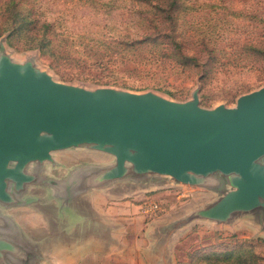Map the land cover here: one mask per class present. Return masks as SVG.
I'll return each mask as SVG.
<instances>
[{
	"label": "rangeland",
	"instance_id": "obj_1",
	"mask_svg": "<svg viewBox=\"0 0 264 264\" xmlns=\"http://www.w3.org/2000/svg\"><path fill=\"white\" fill-rule=\"evenodd\" d=\"M3 59L90 92L234 108L264 88V0H0ZM46 163L33 171H50ZM257 163L264 168V157ZM196 178L181 199L157 198L163 208L145 236L131 221L122 251L85 264H264V193L256 207L215 219L203 212L237 190L241 177ZM124 179L129 189L162 182ZM1 207L0 232L17 239ZM4 263L22 261L8 251Z\"/></svg>",
	"mask_w": 264,
	"mask_h": 264
},
{
	"label": "water",
	"instance_id": "obj_2",
	"mask_svg": "<svg viewBox=\"0 0 264 264\" xmlns=\"http://www.w3.org/2000/svg\"><path fill=\"white\" fill-rule=\"evenodd\" d=\"M82 145L116 157L110 178H124L134 171L168 175L194 185L196 176L239 174L238 189L203 212L225 219L235 208L256 207L264 193V168L257 163L264 157V88L241 96L234 108L210 110L197 102L90 92L3 59L1 205L14 203L15 194L33 181L29 165L47 166L55 151ZM2 218L7 219L4 214ZM11 247L0 237V255L11 252Z\"/></svg>",
	"mask_w": 264,
	"mask_h": 264
},
{
	"label": "crops",
	"instance_id": "obj_3",
	"mask_svg": "<svg viewBox=\"0 0 264 264\" xmlns=\"http://www.w3.org/2000/svg\"><path fill=\"white\" fill-rule=\"evenodd\" d=\"M72 158L85 165L76 166ZM49 163L50 171L41 175L33 168L45 163L29 165L33 181L15 194L14 203L1 207L17 239L2 232L0 237L14 246L8 250L22 264H85L91 258H107L111 252L122 251L131 221L143 225V236L148 233L153 214L163 208L158 199L166 194L181 199L187 193L185 184L171 176L134 171L124 178L149 176L162 182L126 188L127 179L108 174L117 164L116 157L87 145L55 151ZM82 180L89 182L78 188Z\"/></svg>",
	"mask_w": 264,
	"mask_h": 264
}]
</instances>
